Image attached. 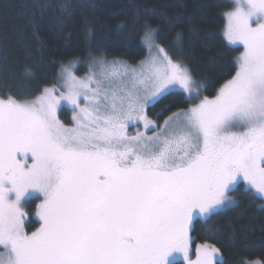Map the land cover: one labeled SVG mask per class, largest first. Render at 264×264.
I'll use <instances>...</instances> for the list:
<instances>
[{
  "label": "snow or ice",
  "instance_id": "snow-or-ice-1",
  "mask_svg": "<svg viewBox=\"0 0 264 264\" xmlns=\"http://www.w3.org/2000/svg\"><path fill=\"white\" fill-rule=\"evenodd\" d=\"M36 7L70 18L75 5ZM225 17L224 37L243 51L211 98H200L193 71L139 15L149 55L138 66L100 61L79 77L69 62L60 88L0 96V264H177V253L187 264H216L211 245L190 259L193 221L238 206L228 192L240 182L264 199V0H234ZM84 31L91 41L86 18ZM172 46L181 49V33ZM34 76L26 66L21 82ZM177 89L199 103L162 125L148 119L146 108ZM62 102L72 107V126L57 114ZM136 121L145 131L130 135ZM35 193L40 226L29 234L24 206Z\"/></svg>",
  "mask_w": 264,
  "mask_h": 264
},
{
  "label": "trees",
  "instance_id": "trees-1",
  "mask_svg": "<svg viewBox=\"0 0 264 264\" xmlns=\"http://www.w3.org/2000/svg\"><path fill=\"white\" fill-rule=\"evenodd\" d=\"M60 2L0 0V96L33 98L43 88L58 85L61 67L69 62L76 65L77 76L100 61L137 65L146 56L140 44L137 15L141 22L148 20L153 27H159L161 45L193 71L202 86V98L215 96L235 74L241 50L227 45L223 35L224 15L233 6L228 0H72L75 8L70 18L61 17L54 7L43 11L36 7ZM85 18L93 28L91 41L85 36ZM121 22L125 27L118 28ZM177 32L182 34L180 50L172 46ZM26 66L33 68L35 76L22 83ZM185 97L174 91L147 107L148 119L161 125L174 112L190 108L195 101ZM70 113L66 109L59 112V118L68 126ZM246 189L239 183L229 192L238 206L193 221L190 245H199L192 250L202 245L216 247V264L264 261V204L247 194ZM34 202L25 205L29 217L34 212ZM34 228L31 219L27 231Z\"/></svg>",
  "mask_w": 264,
  "mask_h": 264
},
{
  "label": "rangeland",
  "instance_id": "rangeland-1",
  "mask_svg": "<svg viewBox=\"0 0 264 264\" xmlns=\"http://www.w3.org/2000/svg\"><path fill=\"white\" fill-rule=\"evenodd\" d=\"M228 1H230V2L232 3V5H233L234 0H228ZM224 20H225V26H226L227 20H226L225 15H224ZM225 26H224V30H225ZM223 35H224V32H223ZM224 39H225V42H226L227 45H229V46H231V47H237L236 45H231V44H229L225 37H224ZM239 48H240V50H241V52H242V51H243V46L240 45ZM148 55H149V53H148V51L146 50V56H145V58L148 57ZM238 57H239V56H238ZM145 58H144V59H145ZM144 59H143V60H144ZM236 61H237V60H236ZM107 63H111V62H107ZM139 63H140V62H139ZM139 63H138L137 65L133 66V67L138 66ZM94 64H95V63H94ZM94 64H93V65H94ZM93 65H92L91 67H89V68L87 69L86 72L84 71V73H83L81 76H79V77H83V76L89 74L90 71L96 66V65H94V67H93ZM85 69H86V68H85ZM96 70L99 71L100 69H99V68H96ZM57 83H58V85H55V87L60 88L62 81H60V78H59V77H58V81H57ZM174 91L182 92V90H179V89L174 90ZM182 93H183V92H182ZM184 94L187 95L186 93H184ZM200 98L202 99V97H200ZM195 103H199V100H196ZM193 105H194V103L192 104V106H193ZM192 106H191V107H192ZM62 109H66V110L71 111V113H70V117H69V121H70V124H71L70 126H72V116H73V112H72V107H71V105H70V104H67V102H62ZM145 111H146V110H145ZM59 112H60V110H59L58 113H57L58 116H59ZM162 124H163V123H162ZM162 124H161V125H162ZM128 131H129V134H130V135H135L137 131L144 132L145 129H144L143 122H142V121H136V122L131 123V124L129 125ZM146 134L150 136V135L153 134V132H152V131H147ZM29 161H30V159H29ZM29 163H31V162H29ZM240 183H242V184L244 185V187L247 188L246 184H244L243 182H240ZM238 184H239V183H238ZM236 185H237V184H236ZM236 185L231 186L229 192H231V191L234 189V187H235ZM229 192H228V196H229V198L233 201V197L230 195ZM258 198H259V197H258ZM41 199H42V197H40V194H39V193H35V194H34V200L36 201V207H35V210H34L33 215H32L31 217H32V220L37 221L38 223H39L40 221H39V217L36 215V212H37V205L41 202ZM259 199H261V198H259ZM261 200H262V202H263V204H264V199H261ZM24 211H25V213H26L25 231L28 232V231H27V226L29 225V222H30L31 218L28 216V214H27V212H26V208H25V206H24ZM196 218H199V217H196ZM200 218H202V217H200ZM200 218H199V219H200ZM202 219H204V218H202ZM39 226H40V225H39ZM31 232H33V231H31ZM31 232H28V233L30 234ZM198 245H199V244H198ZM198 245H197V244H195L194 246L190 245V259L193 260V261H194L197 257H196V251H195V250H192V249H193V247H197ZM194 249H195V248H194ZM196 250H197V249H196ZM175 255L178 257L177 261H180V262H183L184 264H187V261L184 260L182 254L177 253V254H175ZM219 258H220V257H219ZM254 261H256V260H254ZM252 262H253V261H252ZM252 262H248L247 264H252Z\"/></svg>",
  "mask_w": 264,
  "mask_h": 264
},
{
  "label": "flooded vegetation",
  "instance_id": "flooded-vegetation-1",
  "mask_svg": "<svg viewBox=\"0 0 264 264\" xmlns=\"http://www.w3.org/2000/svg\"><path fill=\"white\" fill-rule=\"evenodd\" d=\"M28 162H31V160L30 161H28ZM32 200H34V198L32 199ZM28 203H26L25 205H27ZM35 207H36V201L34 202V210H35ZM33 215V214H32ZM31 219H32V217H30ZM34 221V220H33ZM34 224H35V228H34V230L33 231H35L37 228H39V225H40V222L38 223L37 221H34Z\"/></svg>",
  "mask_w": 264,
  "mask_h": 264
}]
</instances>
